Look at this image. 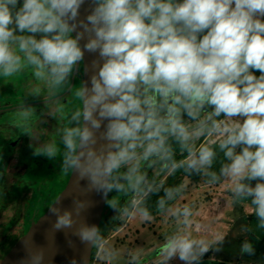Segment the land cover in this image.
Segmentation results:
<instances>
[{"label": "clouds", "instance_id": "1", "mask_svg": "<svg viewBox=\"0 0 264 264\" xmlns=\"http://www.w3.org/2000/svg\"><path fill=\"white\" fill-rule=\"evenodd\" d=\"M86 52L92 72L62 142L65 166L90 191L130 193L136 206L163 188L147 169L183 170L226 182L264 229V0H0V77L31 68L54 90ZM45 151L53 156L56 147ZM183 190L163 188L158 207ZM85 208L74 201L72 209H51L53 228H75L92 246L97 226L76 219ZM137 211L152 218L147 208ZM172 215L184 227L160 245L162 264H199L224 239L194 237L188 205ZM254 251L248 240L241 245L242 254ZM28 264H44L43 250L30 252Z\"/></svg>", "mask_w": 264, "mask_h": 264}, {"label": "flooded vegetation", "instance_id": "2", "mask_svg": "<svg viewBox=\"0 0 264 264\" xmlns=\"http://www.w3.org/2000/svg\"><path fill=\"white\" fill-rule=\"evenodd\" d=\"M26 70L11 77L12 85L0 77V235L58 187L60 118H70L81 107L75 93L82 87V62L62 91L50 90ZM48 145L56 147L53 156L45 151ZM151 175L161 172L147 169ZM3 215H10L4 224Z\"/></svg>", "mask_w": 264, "mask_h": 264}, {"label": "rangeland", "instance_id": "3", "mask_svg": "<svg viewBox=\"0 0 264 264\" xmlns=\"http://www.w3.org/2000/svg\"><path fill=\"white\" fill-rule=\"evenodd\" d=\"M26 69L28 73H31V68ZM5 81L7 84L12 85L14 80L10 77L7 79L5 78ZM60 87V91L65 89L64 85ZM78 90H76L75 97L79 99L80 96L77 94L79 92ZM70 126H73L71 116L65 120L60 118V139L58 142L60 179L64 177V158L66 151L62 142L63 129ZM150 169L158 175V167L149 168V170ZM110 201L111 200L108 199V208L105 209L104 214L106 215L104 216H117L120 212V206H118L119 208H111ZM184 205L190 206L193 213L190 218L192 224L187 230L190 231L194 237L206 238L209 241L214 240L218 235L224 237L221 243H213L210 246L207 257L201 258L199 264H216L218 262H225L226 264H264V249L259 251L255 250L253 255H248L242 254L240 247H237L236 241L246 240V237L250 234L249 229L251 228V216L253 214L248 210L250 207L249 202L234 201L232 192L227 186V183L223 180L216 184L205 182L190 184L187 182L185 193L174 202V205L169 210V214L164 215V217L159 216L156 218L154 231L152 235H150L153 237V243L150 245L151 247L149 250L143 253L132 252L135 257L131 254L129 264H162L159 255L160 245L163 244L166 236L173 234L178 228L184 227L177 223V219L172 215V212L177 208H182ZM32 209V207L28 209V213L26 214L27 217L30 216ZM22 216L12 226L8 234L0 235V251L10 235L18 230L23 219ZM9 217L10 215H3L2 223H6ZM139 217L141 216L137 214L132 216L131 226H138V222L141 219ZM110 221V219L106 222L102 221L100 224V252L98 250L99 253H97L95 264H111L109 262L112 258L111 253L122 244H125V249L126 247H128L127 249L131 248L130 245L133 242L132 236H135V234L132 232L131 228H129L130 223H127L126 220V223L121 228L111 231ZM224 247L225 249L223 251ZM122 253H125V250ZM167 264H183V262L177 258H173L171 261H168Z\"/></svg>", "mask_w": 264, "mask_h": 264}, {"label": "water", "instance_id": "4", "mask_svg": "<svg viewBox=\"0 0 264 264\" xmlns=\"http://www.w3.org/2000/svg\"><path fill=\"white\" fill-rule=\"evenodd\" d=\"M87 7L85 4L81 9L82 17ZM93 59L94 55L86 52L81 61L82 86L91 75ZM107 199L108 195L101 196L90 191L87 181L80 179L71 168L64 166V177H59L58 187L32 209L30 216L23 217L18 230L4 243L0 251V264H28L29 253L37 248L43 250L44 264H90L94 245L82 244L73 234L75 228L54 230L57 216L51 209H72L74 201L84 202L86 208L76 218L77 221L96 225L99 230Z\"/></svg>", "mask_w": 264, "mask_h": 264}, {"label": "trees", "instance_id": "5", "mask_svg": "<svg viewBox=\"0 0 264 264\" xmlns=\"http://www.w3.org/2000/svg\"><path fill=\"white\" fill-rule=\"evenodd\" d=\"M222 155V154H221ZM177 159H181L182 157L179 155V152H177ZM219 167L220 164L216 163L213 167L214 171H219ZM149 181L155 180L157 183L162 182L163 183V188H168V187H174L177 185H184V190L183 192L178 195L174 200L172 201H168L166 208L164 210H161L158 207V203L157 201L164 195V191L163 188L158 192V193H150L147 197H145L141 203L139 205L134 206L132 204L133 199H135V197L132 194H126L123 197V193L122 196L118 195L117 193L113 194L112 196H109L108 199H110V207L112 208H116L118 206H120V212L117 214V216H112L110 215L109 217H106L103 214V218L102 221H108L109 219L110 221V230L111 231H115L118 230L119 228H121L125 223L127 218L131 215L133 210H137V208H147L151 217H155L158 218L159 214L167 211L173 204L174 202L185 193L186 191V187H187V182H189L190 184H197L200 182H205L207 183V178L202 176V175H197V174H186L183 170H179L177 172H175L172 175H168L166 173H162L159 177H156L154 175H151L150 177H148ZM107 199V201H108ZM123 199V200H122ZM113 201H115V205H113ZM122 201V203H121ZM108 208L107 207V202H106V207L105 209ZM105 212V211H104ZM112 217V218H111ZM257 221L254 215L251 216V228L250 230V234L249 236L246 237V240H248L249 242H251L253 244L254 250L259 251L261 249H264V229H260L257 226ZM99 237H101V230L99 228ZM244 240H240V241H236L237 243V247H240L241 249V245L243 244ZM99 242L100 239L97 243L94 244V247L92 249V254H91V262L90 264H95L96 263V254L98 252L99 249ZM225 247L223 248L224 251ZM227 252V251H226ZM228 253V252H227ZM207 257V253L204 254L201 258H206ZM216 264H226L225 262H218Z\"/></svg>", "mask_w": 264, "mask_h": 264}, {"label": "crops", "instance_id": "6", "mask_svg": "<svg viewBox=\"0 0 264 264\" xmlns=\"http://www.w3.org/2000/svg\"><path fill=\"white\" fill-rule=\"evenodd\" d=\"M172 206L167 211L159 214V216L164 217V215H168L169 210L172 208ZM135 214L140 215L139 212L135 209L132 211L131 215L127 218V223H130L129 228H131L132 232H134L135 234V236H132L133 242L130 245L131 248L127 249L128 247H126L125 249L124 247L125 244H122L121 246L117 247L116 248L117 250L115 249L114 252L111 253L112 258L109 260L111 264H129L131 254H133L132 252L143 253L144 251L149 250V248L151 247L150 245H152L153 243L152 241L153 237L150 235H152L154 231V225H155L156 218L152 217L150 220H144L141 217H139L141 219L138 222V226L133 227L131 226L132 216ZM124 250H125V253H122ZM133 256L135 257L134 254Z\"/></svg>", "mask_w": 264, "mask_h": 264}, {"label": "built area", "instance_id": "7", "mask_svg": "<svg viewBox=\"0 0 264 264\" xmlns=\"http://www.w3.org/2000/svg\"><path fill=\"white\" fill-rule=\"evenodd\" d=\"M98 250H99V249H98ZM99 252H100V250H99ZM99 252H97V253H99ZM97 255H98V254H96V258H95V260H97Z\"/></svg>", "mask_w": 264, "mask_h": 264}]
</instances>
